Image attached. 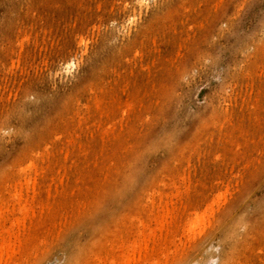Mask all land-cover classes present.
<instances>
[{
	"label": "rangeland",
	"instance_id": "374dc122",
	"mask_svg": "<svg viewBox=\"0 0 264 264\" xmlns=\"http://www.w3.org/2000/svg\"><path fill=\"white\" fill-rule=\"evenodd\" d=\"M79 1L81 4L83 1L82 5L85 6H82ZM96 1L100 2V7L96 6L98 3ZM142 1L148 7L145 4L135 3V5L138 4L135 8L134 0H0V77L4 75L3 80L0 79V83L2 81L0 84V97H2L0 98V192L2 197H4L3 187L4 193L7 190L6 183L13 182V188L15 183L18 184L16 179L10 178L13 176L11 174L14 173V166L28 157L29 152L34 154L36 147H44V141L47 143L51 141L52 143L48 144H54V150L59 148L51 156L50 164L41 169L43 173H46L42 174L46 180L43 181L41 179L45 178L40 179L41 176H37V183H40L39 179L45 189L56 190V198L67 197L68 204L80 203L79 199L84 198L91 191L93 171L82 169L79 163L75 173L82 176L84 181L81 182V186H76L67 180L74 172H61L58 169L65 152L63 143H56L55 136L52 134L57 128L56 136L61 133L60 136L63 139L70 140L72 134L69 137L68 132L71 133L76 124L74 115L76 116L79 110L81 114V110L87 108L86 104H91L90 106L94 104L95 99L88 98L97 88H99L97 93L101 88L109 97L116 93L124 92L126 95L129 92L127 97L129 95L130 98L125 97L126 100L123 99L122 102L117 97L119 99L117 105L122 110L130 109L133 125L135 124L134 126L131 124L135 132L132 133L134 137L131 136L129 140L130 143L131 140L136 143L134 145L132 142L134 148L130 143L125 144L126 147L128 146L126 149L130 146L131 150L128 149L129 152H125L124 149L116 152L110 166L111 169L119 166L120 176L118 174L116 176V188L120 193L117 190L116 194L96 201L95 206H97L96 203H101L96 209L98 212H94V215H92L93 212L90 213L91 218L90 216L85 219L78 217L81 222L74 227L73 224L79 220H72L74 217H70L71 213H74L71 207H68L71 212L68 208H66L67 211L64 209L62 217L67 223L61 232L62 234L66 232L63 235L60 232L57 239L58 226L54 221L46 232L49 237L42 232V235L48 238V241L50 240L49 242H53L47 243L45 251L38 250L30 259L21 260L18 264H98V258H96L98 255L99 261L102 260L103 264L104 258L101 257L104 256L101 255L108 250L105 246L109 243L110 251L114 252L112 254L111 251L110 254L115 255L120 252L121 247L113 244L117 240H113V237L118 234L120 237L121 229L130 231V234L128 231L124 234H127L129 242L134 244L132 234L136 231H131V228L126 229L123 225H131L136 211H142V207L147 206L149 200H152L154 191L169 181L171 183L174 181L175 185L174 183L173 185L176 186L181 180L183 182V179L189 186L190 184H198L200 187L207 185L208 191L202 192L190 186L195 190L194 193V190L185 182V184L181 182L183 187L180 184L177 187L190 192L189 195L193 199L190 196L188 200L195 203L192 201L189 203L188 200L184 202L186 194H182L183 189L180 194L185 196L181 198V202L177 200V204L174 203L173 194L180 191L178 189L174 192L171 188L168 197L157 195L161 197L160 201H158L159 197L156 198L157 204L167 202L169 205H165L167 208L164 204H161V207L157 205L159 210L156 208L150 216L165 215L167 211L163 209L167 210L169 207L171 209L163 220L160 219L161 215L160 221L156 219L160 224L161 221H167L170 218L169 227L165 226L168 229L165 227L163 229L162 225L166 223L158 227L161 226L163 231L156 226L157 230L149 227V229H155L157 233L162 232H159L160 236L157 237L160 240L162 236V239L160 243L156 241L155 246L159 247L161 244V253H164L163 255L160 253V247L156 248L163 256L161 258L162 256L158 253L161 256L159 257L161 262L158 259V263L264 264V0ZM54 2H56L55 6ZM124 3L127 5L123 9ZM139 5L142 6L141 9L138 8ZM26 10L29 13L26 14ZM34 10V15H30ZM30 19L32 26H30ZM184 20L187 21L184 22ZM27 22L31 28L28 27ZM80 22L84 24L83 27ZM185 23L187 25L192 23L193 26H187ZM42 24L45 29L40 27ZM62 24H66V28L61 27ZM35 25L37 27H34ZM25 26L28 28L26 29ZM33 27L34 32L31 30ZM40 28L43 29L44 38L50 36L55 39H46L47 46L40 40L43 38ZM60 28H65L62 29L63 35ZM22 29H26L24 30L26 34H29V31L31 34L32 31V36L29 34L31 37H27L31 39H28V43L24 41L27 38ZM56 30L58 33L55 34ZM36 31H39V34L37 33L38 36L34 38ZM47 33L49 36L45 35ZM81 34L83 40L79 43L80 39L77 37ZM22 37L26 39H20ZM55 37H58V42H55L57 40ZM15 39L23 40L25 45L19 43L16 44L19 47L16 46ZM32 39L40 40L37 41L38 46H35L36 41L33 42ZM50 41L53 43L52 46ZM27 44H29V51L26 50ZM42 44L43 48H40ZM57 44H60L59 48H56L59 46ZM17 47L21 49L22 54ZM44 47L47 49L45 50ZM17 50L20 54H15ZM42 51L47 54H45L46 57L42 55ZM178 51L182 54L179 53L181 55L175 58ZM18 55H21V58ZM17 57L19 62L22 60V64L18 62ZM13 61L15 64H20V66L18 64L19 68L13 64ZM76 61L79 62L77 66ZM170 61H172L171 66ZM11 63L17 68H14ZM24 63L28 65L24 66ZM7 64L9 68L12 67L11 71L18 69L16 74L8 72ZM2 66L4 69L8 68V74ZM87 79L92 81L94 90L91 87L90 90L88 89L92 85ZM115 80L120 83H115ZM4 82H9V85ZM152 83L154 85L151 86ZM120 84H127V87L130 86L129 90ZM132 88H135V91ZM130 90H133L132 95ZM75 97L79 99L80 105L85 102L80 109L76 103L77 100L73 106L72 101L76 99ZM128 103L132 104L129 109ZM118 107H115V112H118L115 113L116 116L120 113L117 111ZM97 108L98 111H102L100 107ZM74 110H78L77 113ZM71 116L75 124L72 123ZM63 124L66 128L72 129L64 128ZM62 127L68 132L64 133ZM225 131L229 133L227 136L232 139L233 146L228 148L227 154L230 157L227 165L222 167L219 160L214 157L218 153L220 157L226 155L225 152L222 153L223 150H220L227 137ZM57 132L60 133L57 135ZM81 140L82 137L77 138V141ZM41 148L35 152L41 151L43 149ZM142 148H145L144 153ZM23 156L26 157L23 158ZM183 167L188 168L183 170ZM202 168H204L203 180L197 181L196 178ZM131 169H134L132 171L134 173L130 172ZM58 170L63 174V181L60 183L55 179ZM182 171L186 176L189 172L191 181L187 179L188 176L185 178L181 176ZM190 171L195 172L193 174ZM129 173L131 178L133 176L132 180L129 178L126 180V182L129 181L127 183L125 180L121 181V176L124 174L127 176ZM166 175L171 176L172 179L169 177L168 180ZM177 176L181 178L179 181ZM8 179L9 182H7ZM187 180L191 183L189 184ZM122 182L123 187L120 185ZM9 187L11 189V186ZM8 193H10L9 190L5 194V200L1 199V196L0 199L3 201L10 199V197L7 198ZM176 194V198L182 196L177 192ZM162 197L164 201L161 200ZM178 202L183 205L188 202L187 206L185 204L188 208ZM1 203L5 202L1 201ZM192 203H194L193 206L190 205ZM175 204L179 208L183 206L184 212L185 208L188 211L184 213L180 208V211L184 213L180 215L176 212L177 210H173L177 207H174ZM6 205L4 204L8 208ZM43 207L39 206L37 211L42 210ZM1 208L3 209V206ZM3 210L0 213L5 212ZM8 211L5 214L7 216L9 213L10 219L5 221L8 217L4 218L5 214L4 216L1 214L0 225L7 223L6 225L9 226L11 223L9 221H13L14 215ZM172 211L178 215L173 214ZM142 212L144 213V209ZM137 214L135 220L138 218L141 220L147 216L143 214L140 219L141 216ZM176 215L177 218H175ZM148 218L150 219L149 216ZM144 220L146 221L145 218ZM154 221L155 218H151L148 225L153 226ZM68 222L73 228H69L71 226ZM171 222L175 224L173 228L170 227ZM158 223L155 225L158 226ZM132 230L135 229L132 228ZM147 232L149 235V230ZM150 246L151 251L149 249L148 251L152 252L151 254H157L158 251H152ZM156 254L148 257H155V260L154 258L152 260L156 261L158 258ZM143 264L152 263L149 259Z\"/></svg>",
	"mask_w": 264,
	"mask_h": 264
},
{
	"label": "bare ground",
	"instance_id": "6f19581e",
	"mask_svg": "<svg viewBox=\"0 0 264 264\" xmlns=\"http://www.w3.org/2000/svg\"><path fill=\"white\" fill-rule=\"evenodd\" d=\"M68 1V0H67ZM71 1V0H70ZM95 1V0H94ZM113 1V0H112ZM40 2H42V1H40ZM80 2V1H79ZM98 2V3H97ZM34 3V2H33ZM58 3V2H57ZM70 3V2H69ZM96 6L97 7H100V2L99 1H96ZM104 3H105V1H104ZM129 3V2H128ZM134 5H135V3H139L140 5H143V4H145V3H143V1L142 0H134ZM155 3V2H154ZM40 4V3H39ZM55 4H56V2H54L53 3V5L55 6ZM59 4V3H58ZM80 4H81V2H80ZM82 4H83V1H82ZM81 4V5H82ZM99 4V5H98ZM46 5V4H45ZM44 5V6H45ZM52 5V6H53ZM92 5V4H91ZM124 5V7H123V9L126 7V5H127V3H124L123 4ZM138 5V4H137ZM137 5H135V8L137 7ZM139 5V6H140ZM145 5H147V4H145ZM14 6H15V4H14ZM82 6H85V5H82ZM81 6V7H82ZM151 6V5H150ZM57 7V6H56ZM59 7V6H58ZM77 7H78V5H77ZM80 7V8H81ZM134 7V6H133ZM141 7L142 6H140V7H138V8H140L141 9ZM147 7H148V5H147ZM154 7V6H153ZM89 8H90V6H89ZM103 9H104V7H102ZM110 8V7H109ZM40 9V8H39ZM76 9V8H75ZM93 9V8H92ZM98 9V8H97ZM100 9V8H99ZM142 9H144V8H142ZM26 12V14L27 13H29V11L28 10H26L25 11ZM24 12V13H25ZM32 12V11H31ZM33 14H31L30 13V15H34V13H35V10L32 12ZM62 13V12H61ZM85 13V12H84ZM45 14V13H44ZM25 15V14H24ZM96 15V14H95ZM36 16V15H35ZM42 16H44V15H42ZM71 16H72V14H71ZM83 16V15H82ZM27 17H28V15H27ZM38 17V16H37ZM67 18H68V16H66ZM73 17V16H72ZM20 18V17H19ZM38 18H40V19H42V17H38ZM48 18V17H47ZM61 18H63L64 19V17H62L61 16ZM69 18H71V17H69ZM75 18V17H74ZM88 18V17H87ZM27 19V18H26ZM40 19H39V21H40ZM56 19V18H55ZM77 19V18H76ZM76 19H75V21H76ZM187 19V18H186ZM20 20V19H19ZM38 20V19H37ZM87 20V19H86ZM30 26H32L33 24H32V20L30 19ZM56 22H57V19L55 20ZM185 21H187V20H184V22ZM16 22H17V20H16ZM41 22H43V20L41 21ZM53 22V21H52ZM60 22V21H59ZM197 22V21H196ZM28 23V22H27ZM34 23H35V21H34ZM47 23H49V22H47ZM61 23V22H60ZM64 23V22H63ZM79 23V22H78ZM81 24H82V22H80ZM183 23V22H182ZM187 23V22H186ZM185 23V24H186ZM195 23V22H194ZM75 24V23H74ZM200 24V23H199ZM44 24H42L40 27H42ZM51 25V24H50ZM64 25V26H63ZM65 25L66 24H62V26L61 27H65ZM69 25V24H68ZM83 25L84 24H82V27H83ZM183 25V24H182ZM187 25V24H186ZM188 25H190V23H188ZM187 25V26H188ZM195 26H196V23L194 24ZM201 25V24H200ZM199 25V26H200ZM29 26V23H28V27L29 28H31ZM54 26V25H53ZM81 26V25H80ZM190 26H193V24L191 23V25ZM198 26V25H197ZM26 27V26H25ZM28 27H26V29L28 28ZM34 27H37L36 25L34 26ZM32 28L31 30L34 32V29L35 28ZM47 27H48V25H47ZM57 28H58V26H56ZM55 27V28H56ZM69 27H70V25H69ZM71 27H72V25H71ZM43 28V27H42ZM42 28H40V30L42 29ZM52 28V27H51ZM56 28V29H57ZM66 28V27H65ZM65 28H62L63 30L65 29ZM26 29H24V30H26ZM43 29H45V27L43 28ZM43 29L40 31V34H41V36L44 38V36H43ZM61 29V28H60ZM61 29V30H62ZM75 29H76V27H75ZM191 29V28H190ZM192 29H193V27H192ZM23 30V29H22ZM21 30V31H22ZM23 30V31H24ZM54 30V29H53ZM59 30V29H58ZM63 30H62V34L61 35H63ZM32 31H31V34H32ZM60 31V30H59ZM175 31V33H176V30H174ZM25 32V31H24ZM23 32V33H24ZM45 33H46V31H44ZM51 31H49V34H51L50 33ZM56 32H57V30L55 31V34H56ZM66 32V31H65ZM180 32V31H179ZM28 33V32H27ZM37 33L39 34V31L37 32L36 31V33L34 34L35 36H33L34 38L36 37V35H37ZM58 33V32H57ZM24 34H26V32L24 33ZM23 34V35H24ZM29 34H30V31H29ZM29 34H26L25 35V37L27 38V37H29L30 35ZM49 34L47 33V34H45V35H48L49 36ZM28 35V36H27ZM17 36V35H16ZM32 36V35H31ZM30 36V37H31ZM38 36V35H37ZM41 36H39V37H41ZM56 36V35H55ZM65 36V35H64ZM67 36V35H66ZM25 37H22V38H20V39H24ZM45 37H47V36H45ZM59 37V36H58ZM58 37H55L57 40L55 41V42H58L59 40H58ZM62 37V36H61ZM17 38V37H16ZM25 38V39H26ZM43 38H41L40 40H42V42H44L43 44L44 45H48L47 44V42H45V40L46 39H49V40H55V39H52V38H54V37H52V38H50V36H49V38H44V41H43ZM69 38V37H68ZM80 39L79 40V43H82V40H83V37H82V34L81 35H78V37H77V39ZM19 39V40H20ZM31 40L30 38H27V40H24V41H26V43H28L29 42V40ZM66 39V38H65ZM17 42L16 43H14L15 45L16 44H19L20 43V45L23 43L24 45H25V43L24 42H22L23 40H20V41H18V39H15ZM33 40V42H35L36 41V39L34 40V39H32ZM40 40H37V41H40ZM48 40V41H49ZM12 41V40H11ZM37 41L35 42V46L37 45ZM33 42H31V43H33ZM55 42H54V45H56L55 44ZM63 42H64V40H63ZM67 42V41H66ZM38 43H41V42H38ZM50 43H51V41H50ZM13 44V45H14ZM43 44L41 45V46H39L40 48L43 46ZM52 44L53 43H51V46H52ZM64 44H65V42H64ZM68 44H69V42H68ZM23 45V46H24ZM28 45L29 44H27V51H29L28 50ZM57 45H59L58 47H56V48H59L60 47V44H57ZM16 46H18V45H16ZM35 46H33V48L35 47ZM38 46V45H37ZM19 47V46H18ZM17 47V49H19V51L22 49V46H21V49L20 48H18ZM32 47V46H31ZM30 48V47H29ZM40 48H39V50H40ZM43 48V47H42ZM51 47H49V49H50ZM53 48V47H52ZM13 49H15V47L13 48ZM13 49H12V54H13ZM44 49L46 50L47 48H45L44 47ZM43 49V51H45ZM32 50V49H31ZM38 50V49H37ZM18 51V50H17ZM19 51L16 53V51H15V54H20L21 53V51H20V53H19ZM42 51V52H43ZM48 51V50H47ZM52 51H54V49L53 50H51V53H52ZM56 51V50H55ZM26 52V51H25ZM50 52V51H49ZM48 52V53H49ZM24 53V52H23ZM27 53V52H26ZM29 53V52H28ZM179 53H181V52H179L178 51V53H176V56H175V58L177 57V55L179 56V55H181V54H179ZM14 54V55H15ZM22 54V53H21ZM39 54H40V51H39ZM45 52H43V56H45ZM53 54H54V52H53ZM134 54H136L135 52H134ZM25 55H27V54H25ZM41 55V56H42ZM47 55V54H46ZM160 55V54H159ZM171 55V54H170ZM20 56V58H21V55H18V57ZM17 57V60H18V62H19V58ZM24 57H26V56H24ZM24 57H22V58H24ZM28 58H30L29 56H27ZM26 57V58H27ZM46 57V56H45ZM169 57H171V56H169ZM166 58V57H165ZM171 58H173V57H171ZM174 59V58H173ZM14 61H16L15 59H13ZM24 60V59H23ZM25 60H27V59H25ZM24 60V61H25ZM176 60V59H175ZM14 61H13V64H15L14 63ZM22 61V60H21ZM21 61L19 62V63H21ZM29 62H30V60H29ZM171 63H170V66L172 65V61H170ZM174 62V61H173ZM19 63H16L15 65H17V67L19 68V66H20V64ZM28 63V62H27ZM78 61H76V66L78 65ZM162 63V62H161ZM1 64V63H0ZM12 64V63H11ZM12 64V65H13ZM18 64H19V66H18ZM22 64V63H21ZM29 64V63H28ZM28 64H25L24 63V66L26 65H28ZM3 65V64H2ZM10 65V64H9ZM11 65V66H12ZM72 65V64H71ZM14 66V65H13ZM22 66V65H21ZM3 67V66H2ZM7 67H8V64H7ZM10 67V66H9ZM8 67V68H9ZM16 66H14V68H15ZM16 67V68H17ZM66 67H68V65L66 66ZM7 68V69H8ZM12 68V67H11ZM11 68H9V71L7 70V69H4V67H3V69H4V71H5V73L8 71V72H10L11 71ZM13 68V69H14ZM21 68V67H20ZM23 68H25V67H23ZM23 68H22V70H23ZM16 70V69H15ZM18 70V69H17ZM16 70V71H17ZM20 70V72H21V69H19ZM93 70V69H92ZM16 71H11V72H14L15 74H16ZM8 72H7V74H8ZM92 73V72H91ZM12 74V73H11ZM14 74V75H15ZM10 75V74H9ZM5 76H7V75H5ZM3 77H4V75L2 76V77H0V79H2L3 80ZM11 77V76H10ZM7 78H8V76H7ZM88 80V79H87ZM90 80V79H89ZM88 80V81H89ZM137 80V79H136ZM259 80H260V78H259ZM6 81H8V80H6ZM5 81V82H6ZM138 81V80H137ZM148 81V80H147ZM263 81V80H262ZM262 81H261V83H262ZM4 82V83H5ZM92 82V81H91ZM91 82L89 81V83L91 84ZM116 82H119V81H116L115 80V83ZM135 82V81H134ZM88 83V84H89ZM120 83V82H119ZM118 83V84H119ZM122 83V82H121ZM0 84H2V81H1V83ZM5 84H8L9 85V82L8 83H5ZM93 84V83H92ZM91 84V85H92ZM136 84V83H135ZM4 85V84H3ZM7 85V86H8ZM84 84H82V86H83ZM117 85V84H116ZM121 85V84H120ZM127 84H122L121 86H126ZM130 85V84H129ZM152 85H154V83H152L151 84V86ZM264 85V84H263ZM88 86V85H87ZM94 85H92V86H89V90L93 87ZM99 86V85H98ZM117 86H119V85H117ZM91 87V88H90ZM96 87H97V85H96ZM96 87H95V89H96ZM127 87V86H126ZM130 86H128L127 87V89L129 88ZM5 88H6V86H5ZM4 88V91L6 90ZM94 88V87H93ZM92 88V90H94ZM145 88H146V86H145ZM262 88V87H261ZM87 89V90H88ZM98 90H99V88H97ZM97 89L94 91V94H92V93H88V94H92V95H90V97L88 98L89 100L91 99H95L94 100V104H92V106H90L91 104H84L85 102H83V104L85 105V107H87V108H85V109H83V110H81V114H80V110L78 111V110H76V111H78V113L76 114V113H74V114H76V116L74 115V117H76L75 118V120H76V124L74 123V119H73V117H72V123H74L75 124V126H73L72 124H71V126H73V129H72V131H71V133L70 132H68L66 129H68V130H71V129H69L68 127L66 128V125H64V128H66V129H64L63 127V129H64V133H69V137H71V134H72V137L70 138V140L68 139H63L60 135H61V130H62V133H63V129H61L60 130V132H57V135H58V133H60V135H58V136H56V134H55V130H57V128H55V130H54V133L52 134V135H54L55 136V141H56V143H63L62 144V147H63V151L65 152L64 153V157H63V160H61V163L59 164V170H61V172H64V171H72V173L74 172V174H72L71 176H70V178H67V180H69L71 183H73V184H75L76 186H81V182H83L84 181V178L82 177V176H79V175H77V173H75V170H76V168H77V165H79V163H81V166H82V169H88V170H91V171H93L94 172V175H93V178L91 179V183H90V187H91V191L90 192H88L87 194H86V196L84 197V198H82V199H79V201H80V203L79 202H74V203H71V204H68V199H67V197H65V196H63V197H61V198H56V190H47V189H45L44 188V186L42 185V183H41V181L38 179V181L40 182V183H37V179H36V177L37 176H41V177H39L40 179L41 178H45V176L44 175H42V174H46L45 172L43 173V171H41V169L43 170V167L44 166H48L49 164H50V161H51V156H53L54 155V151H56V149L57 148H59V147H57V148H55V150H54V144H48V143H52L51 141H49V140H47V141H49L48 143L47 142H45L44 141V143L46 144H44V147H40L42 150L41 151H38V152H35L36 150H39L40 148H38V147H36V150H34V149H32V150H34V152L31 150V152H33L34 154H32V153H28L27 154V156L28 157H26V156H23V158H25L24 160H20V162L18 163V165L15 167L14 166V173L13 174H11V175H13V176H10V178L11 177H13L14 179H16V181L18 182V184L17 185H19L18 187H17V185H16V181H14V186H15V188H13L12 186H13V182H12V184H11V182H9L10 180L8 179V181L7 182H9V183H6L5 185L7 186V187H5L7 190H9V192L10 193H8V197L7 198H9L10 197V199H7L6 201H7V203H6V201H3V200H5V194H7V190L5 191L6 193H4L3 192V189H4V187H3V189H2V193L4 194L3 196L4 197H2L1 196V192H0V196H1V199H3V200H1L2 202H5V203H1V204H3V205H1L0 204V206L2 207L3 206V209L5 210V212H2V213H0V215L2 214L3 216H4V214L8 211V212H10V214L11 215H14L13 216V221H9V222H11V223H9L10 225L9 226H7L6 224H4V223H2L1 225H0V264H18V262H20L21 260H24V259H30L32 256H34V253L36 252V251H38V250H43V251H45L44 249H45V247L47 246V243L48 244H50V243H52V242H49L47 239L48 238H46L45 236H43L42 235V232L46 235V232H47V230H49V228L51 227V225L54 223V221H55V223L57 224V226H58V231H57V233L58 234H56V237H57V239H58V236L57 235H60V232L66 227L65 225H66V223L67 222H65V218H63L62 217V215L64 214V212L63 211H67V209L66 208H68V207H71L72 208V210L71 211H74V213H71L72 215L74 214V216H72V215H70V217L72 218V217H74L72 220H79L78 219V217L80 218V219H82L83 217H84V219H85V217H89L90 216V218H91V216L92 215H94V212L96 213V212H98V210H96L97 209V207H98V205H100V204H98V203H96V205L97 206H95L94 205V203L97 201L98 202V200H100L101 198L102 199H104V198H107L109 195H111V194H116V191L118 190V188H116L117 187V178H116V176H117V174L119 173V166H116V169H111L110 168V166H111V164L113 163L112 161H113V155L116 153V152H120V151H122V150H124L125 149V152L126 151H128V149L129 148H134V146H132L133 144L135 145L136 143H134L132 140H131V143H130V138H131V136H132V133L133 132H135V130H132L133 128H131V127H133L134 125H133V116L131 115V112H130V107H131V105L132 104H129L128 103V109L129 110H125L124 108V110H122L121 108H119L118 106L119 105H117V103H118V101H119V99H120V102H122L123 101V99H125V97H127V94L129 93H126V95H124V92L122 93V94H117L116 93V95H113L112 97H109V96H107V95H105V93L103 92L104 90H102L101 88H100V91H99V93H97L98 91H97ZM133 89V88H132ZM138 89V88H137ZM1 90V89H0ZM88 90V91H89ZM129 90V89H128ZM134 91H135V88L133 89ZM133 90H130V92L132 91L133 92ZM259 90V89H258ZM257 90V91H258ZM81 91H82V89H81ZM260 91V90H259ZM3 92V91H2ZM132 92L130 93L131 95H132ZM77 93H78V90H77ZM138 93V92H137ZM152 93V92H151ZM150 93V94H151ZM5 94V93H4ZM84 94V93H83ZM81 95V94H80ZM139 95V94H138ZM3 96V95H2ZM84 96V95H83ZM123 96H124V98H123ZM136 96H137V94H136ZM81 97V96H80ZM85 97V96H84ZM88 97V96H87ZM117 97L119 98V99H117ZM0 98H2V97H0ZM76 98V97H75ZM83 98V97H82ZM127 98H130V96L128 95V97ZM133 98V97H132ZM83 99H85V98H83ZM77 100V105H78V107H79V109H80V107H83V104L82 105H80L79 103H80V101H79V99L78 98H76L75 100H73L72 102H73V106H75V101ZM126 100V99H125ZM124 100V101H125ZM130 100V99H129ZM128 100V101H129ZM138 100V99H137ZM152 100V99H151ZM151 100H149V101H151ZM91 102V101H90ZM93 102V101H92ZM126 102V101H125ZM89 105V106H88ZM118 107V110L117 111H119L120 113H119V115H117L116 116V114L115 113H118V112H115V107ZM139 106V105H138ZM77 107V106H76ZM97 107H100L101 109H102V111H98V108ZM111 107V108H110ZM121 107V106H120ZM121 109V110H120ZM138 110H140V107H138ZM133 111H134V109H133ZM73 114V113H72ZM135 115H136V113H135ZM135 118H136V116H135ZM134 118V119H135ZM125 120H127V122H125ZM131 124L133 125V126H131ZM137 125V124H136ZM65 130H66V132H65ZM77 130H80V132L78 133L77 132ZM225 133V136H227V135H229V133L227 132V131H225L224 132ZM68 135V134H67ZM137 135V134H136ZM248 135H250V134H248ZM251 136V135H250ZM82 137V140L81 141H77V138H81ZM132 137H134V135L132 136ZM51 138H52V136H51ZM72 139V140H71ZM51 140H53V139H51ZM127 141H129V142H127ZM53 142H54V140H53ZM132 142H133V144H132ZM137 142V141H136ZM233 141H232V139L230 138V136H227L226 138H225V140L223 141V145H222V147L220 148V150H223V152L222 153H224L225 152V154L226 155H224V156H221L220 157V153H218L215 157H214V159H216V160H219V164H220V166H226L227 165V162H228V159H229V155L227 154V151H228V148H230L231 146H233V143H232ZM129 143H130V145H131V147L129 146V148L128 149H126L127 147H126V145L125 144H128L129 145ZM48 144V145H47ZM137 144H138V142H137ZM59 146V145H58ZM214 147H216V146H214ZM38 148V149H37ZM65 149V150H64ZM136 149H138V148H136ZM142 149H144L143 151H142V153H144V151H145V148H142ZM62 150V149H61ZM129 150H131V149H129ZM139 150V149H138ZM140 151V150H139ZM138 151V152H139ZM129 152V151H128ZM31 154V155H30ZM138 155L140 156V153H138ZM81 157V158H80ZM23 158H21V159H23ZM97 159H99L98 161H97ZM137 160H139L138 158H137ZM104 164H106L107 166H105ZM122 164V163H121ZM97 165H99V167H97ZM135 166V165H134ZM210 167V166H209ZM132 168H135V167H132ZM185 167H183V170H187V168L188 167H186L185 169H184ZM212 168H214L213 167V165H212ZM203 169L204 168H202L201 169V171H199V175L197 176V178H196V180L197 181H201V180H203ZM57 171V173H56V176H55V179H56V181L57 182H62L63 181V174H61L60 173V171ZM189 170V169H188ZM41 171V172H40ZM44 171H45V169H44ZM132 171H134V169H131V173H134V172H132ZM185 172V171H184ZM191 172V171H190ZM195 172V171H194ZM194 172L192 171L191 173H193L194 174ZM187 173V172H186ZM120 174V173H119ZM118 174V176H120ZM182 174L183 175H181L180 173L178 174V176L180 177V175L181 176H183V178H185V174L183 173V171H182ZM188 175V177H187V179H189L190 180V175H189V172L187 173ZM123 175V174H122ZM46 176H48V175H46ZM177 176V177H178ZM122 178H121V181H124L125 180V182H126V180H129V178H131V174L129 173V175H123V176H121ZM168 180H169V177L172 179V177L171 176H168V175H166L165 176ZM178 177V181H179V179H181V178H179ZM116 178V179H115ZM132 178H133V176H132ZM132 178H131V180H132ZM166 178H163V179H166ZM182 178V179H183ZM47 179H48V177H47ZM120 179V178H119ZM118 179V180H119ZM170 179V180H171ZM11 180H13V179H11ZM41 180H43V181H45L46 180V178L45 179H41ZM185 179H183V182H182V180L180 181V183L182 182V183H186V180L184 181ZM42 181V182H43ZM120 181V180H119ZM188 181V180H187ZM191 181V180H190ZM190 181H188L189 182V184L191 183ZM127 182H129V181H127ZM126 182V183H127ZM170 182V181H169ZM169 182H167V184H165V185H163L161 188H159V187H157V188H159V189H156L155 191H154V194H153V196L151 197L152 198V200L150 199L149 200V203H150V201H151V203L148 205L147 204V206L145 207H142V211H143V209H144V213L141 211V210H137L136 211V214H137V216H141L140 217V219L143 217V214H147V216L146 217H143L141 220H139V218L136 216V218H138V220H135V215H134V218H132V220H134V221H132V223H131V225H126V224H124L123 226L126 228V229H130L131 228V231H136V233H133L132 234V236H134V238L132 237V239H133V241L135 240V242H134V244H132L131 242H129V236L127 235V234H124V233H126L127 231L129 232V234H130V231L129 230H122L121 229V233H122V235L120 236V237H118V235H115L116 236V238H115V236L113 237V240L114 239H117V240H115L114 242H113V244H115V245H117L116 247H121V249H120V252L119 253H115V255H112V254H114V252H113V250H111L113 253L112 254H110L111 253V251H110V247L111 246H109L110 245V243H109V245L108 246H105V247H107L108 248V250L110 251V252H108V250H106L105 251V253L103 254V255H101V256H104V257H101L103 260H104V262H103V264H143V263H145V262H147L149 259L151 260V263L152 264H157L158 263V261L159 262H161V258H163V254L161 253V244L159 245V247H155L156 246V241H159V243H160V241H161V239H162V236L160 237V240L157 238V237H159L160 235H159V232L160 233H162L161 231H163V229H164V227L166 226V227H169L168 225H169V220H170V218L166 221H161L160 222V224H164V223H166L165 225H162L163 226V229H162V227L160 226V228H161V231H158V233H157V231L155 232V229L157 230V228L159 227V221H160V219L161 220H163V217L165 216V215H168L167 214V212L169 213V212H171L170 210L171 209H165L164 207H166L167 205H169V204H167V202H165V203H163L162 201H164V197H162V203H160L159 202V204H157V199L156 198H158L159 196H157L158 194H161L162 196H166V197H168V196H170V193H171V188L172 189H174V192H175V190H180V188H178L177 186H179V184L178 185H176V186H174L175 185V183H174V181L171 183H169ZM121 183V182H120ZM173 183H174V185H173ZM184 183V184H185ZM39 184H41V186L39 185ZM119 184V183H118ZM183 184V185H184ZM187 184V183H186ZM122 187L124 186V184H123V182H122V184H120ZM172 185V186H171ZM181 186H182V184H180ZM188 185V184H187ZM186 185V186H187ZM195 185V184H194ZM194 185H192V184H190V186H193V187H195L197 190L199 189V190H201L202 192H205V191H208V186L207 185H204V187H200V186H198V184H196L195 186ZM9 186H11V189H9L10 187ZM189 186V185H188ZM187 186V187H188ZM189 186V187H190ZM121 187V188H122ZM174 187H176V188H174ZM183 187V186H182ZM188 187V189L189 190H191V189H193L192 187H190L189 188ZM12 188H13V190H12ZM120 188V187H119ZM183 189V188H182ZM182 189L180 190V191H176L177 193H178V195L182 192ZM194 190V189H193ZM193 190H191V191H193ZM183 193L182 194H186V196L185 195H182V194H180V195H182L181 197L179 196L178 198H180V199H178V198H176L177 197V194H176V192H175V194H173V198H175L174 199V203H176V201L177 200H180V202L182 201L181 200V198H183V196H185L184 198H185V201L184 202H186V200H188L189 198H190V196L191 195H189V193L190 192H187V190H184L183 189ZM118 192H119V190H118ZM173 192V191H172ZM187 192V193H186ZM194 193H195V190L193 191ZM120 193V192H119ZM176 195V196H175ZM187 195L189 196L188 198H187ZM157 196V197H156ZM175 196V197H174ZM194 198H195V195L193 196ZM154 198H155V200H154ZM160 198L161 197H159V199H158V201H160ZM172 198V199H173ZM187 198V199H186ZM55 199V200H54ZM191 199H193L192 198V196H191ZM167 200V199H166ZM0 201V202H1ZM41 201V202H40ZM101 201H103V200H101ZM189 201V203H191L190 201H192V200H188ZM196 201V200H195ZM156 204H155V203ZM170 202V201H169ZM192 202H194V201H192ZM41 203H43L42 205H44V207L42 206V205H39V206H41V207H43V209L42 210H38L37 211V209H39L38 207V204H41ZM85 203H87L86 205H85ZM173 203V204H174ZM179 203V202H178ZM195 203V202H194ZM194 203H192V204H190L191 206H193V204ZM4 204L9 208H6L5 206H4ZM155 204V205H154ZM161 204H164V207H162V208H164L163 210H165V211H167L166 213H165V215H161V217H160V215L158 216L157 214L155 215V217L153 216V217H151L150 216V214L154 211V210H156V208H157V205H160V207L162 206ZM172 204V205H173ZM177 204V203H176ZM174 205V207L175 206H177V205ZM180 205H183L182 203H179ZM178 204V205H179ZM185 204L186 203H184V207H186L187 206V204H188V202H187V204H186V206H185ZM141 205V204H140ZM140 205H139V207H140ZM166 205V206H165ZM189 205V206H190ZM143 206V205H142ZM183 206L182 207H180V208H182V211H183ZM0 207V209H2ZM139 207H137L138 209H139ZM173 207V208H174ZM178 207V206H177ZM176 207V209H173V210H177L176 212L178 213L179 212V214L180 213H182V215L186 212V211H188L186 208H188V207H186L185 208V212L183 213V212H181L180 211V208L178 207L177 208ZM136 208V209H137ZM167 208V207H166ZM2 209V210H3ZM65 209V210H64ZM140 209H141V207H140ZM158 210H159V206H158V208H157ZM2 210H0V212L2 211ZM3 210V211H4ZM7 210V211H6ZM68 210H69V208H68ZM96 210V211H95ZM157 210V211H158ZM70 211V210H69ZM70 211V212H71ZM139 211V212H138ZM93 212V213H92ZM173 212V214H177V213H174L175 211H172ZM90 213H92V215H90ZM140 213V214H139ZM143 213V214H142ZM149 213V214H148ZM87 215V216H84V215ZM142 214V215H141ZM8 215H9V213H7V216H6V214H5V217L4 218H6V217H8ZM69 215V214H68ZM83 215V216H82ZM171 215H172V213H171ZM178 215V214H177ZM175 216V218H177L178 216ZM181 215V214H180ZM179 215V216H180ZM82 218H81V217ZM148 216L150 217V219L148 218ZM159 217H160V219H159ZM1 218H2V216H1ZM144 218L146 219V221L144 220ZM151 218H155V221H156V219L157 220H159V221H154V223H152V224H154L153 226H149L148 225V222L149 221H151ZM165 218V217H164ZM172 218V217H171ZM9 220L10 218L8 217V218H6L5 219V221L6 220ZM149 219V221L147 222V220ZM2 220H4L3 218H2ZM7 220V221H8ZM71 220V219H70ZM71 220V221H72ZM153 220V219H152ZM5 221H3V222H5ZM69 221V220H68ZM171 221V220H170ZM1 222V221H0ZM81 222V220H79V222L77 221V222H73L74 224H73V227L74 226H76L78 223H80ZM146 222H147V225H146ZM168 222V223H167ZM71 223V222H70ZM151 223H149V224H151ZM158 223V226L157 225H155V224H157ZM175 223V222H174ZM68 224H69V222H68ZM70 226H71V224H69ZM121 225V224H120ZM122 226V225H121ZM146 226V227H145ZM155 226L157 227V228H155ZM173 226H175V224L173 225V223L171 222V224H170V227H172L173 228ZM72 226L71 227H69V228H73ZM148 227V228H147ZM149 227L151 228V227H154L155 229H149ZM165 227V229H168V228H166ZM132 228H134L135 230H132ZM149 230V235H148V230ZM160 228H158L159 230H160ZM170 229V228H169ZM66 230V229H65ZM64 230V231H65ZM142 230H144V231H146V233H144V231H142ZM154 232H153V231ZM126 231V232H125ZM41 232V233H40ZM66 232V231H65ZM65 232H63V234L65 233ZM153 232V233H152ZM120 233V234H121ZM151 233V234H150ZM41 234V235H40ZM62 234V232H61V235H63ZM136 234V235H135ZM147 234V235H146ZM157 235V236H156ZM159 235V236H158ZM42 236V237H41ZM47 237H49L48 236V234L46 235ZM52 236V235H51ZM53 236H55V235H53ZM55 237V238H56ZM118 237V238H117ZM136 237V238H135ZM50 238H53V237H50ZM156 238H157V240H156ZM57 239H55L56 241H57ZM132 239H130L131 241H132ZM113 240H111V241H113ZM128 240V241H127ZM48 241V242H47ZM127 243H131V244H127ZM152 244V246H150ZM157 244H158V242H157ZM129 245H132V246H129ZM149 246H150V248L152 249V251H154L155 250V252L156 251H158L159 249V251H160V253L162 254H160L159 253V251L157 252V254L156 253H154V254H151L150 253V249H149ZM154 246V247H153ZM153 247V248H152ZM156 248H159V249H157L156 250ZM105 249V248H104ZM112 249V248H111ZM148 249L150 250V251H148ZM104 251V250H103ZM162 256H160L159 254ZM44 254V253H43ZM157 255L158 256V258L156 259V261H153V260H155V257H151V258H149L148 256H152V255ZM156 256V257H157ZM148 257V258H147ZM159 257H161V258H159ZM96 258H98V264H102L101 262H102V260H101V262L99 261V255L96 257ZM152 258H154L153 260H152ZM148 259V260H147ZM159 259V260H158ZM158 260V261H157ZM97 261V260H96ZM154 263H153V262ZM155 262H157V263H155ZM264 263V262H263ZM159 264V263H158Z\"/></svg>",
	"mask_w": 264,
	"mask_h": 264
}]
</instances>
